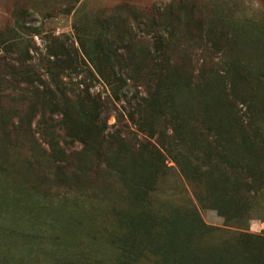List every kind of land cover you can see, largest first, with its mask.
I'll list each match as a JSON object with an SVG mask.
<instances>
[{
    "label": "rangeland",
    "instance_id": "1",
    "mask_svg": "<svg viewBox=\"0 0 264 264\" xmlns=\"http://www.w3.org/2000/svg\"><path fill=\"white\" fill-rule=\"evenodd\" d=\"M262 220L264 0H0V264H264Z\"/></svg>",
    "mask_w": 264,
    "mask_h": 264
},
{
    "label": "trees",
    "instance_id": "2",
    "mask_svg": "<svg viewBox=\"0 0 264 264\" xmlns=\"http://www.w3.org/2000/svg\"><path fill=\"white\" fill-rule=\"evenodd\" d=\"M222 216H223V214H222ZM224 218H226L227 219V216L226 215H224ZM225 219V220H226ZM238 238H241V239H245V240H252V239H255V240H257V242L259 241L260 243V245H263L264 246V237L261 239V237H259V236H252V235H250V234H246V233H239L238 234ZM261 239V240H260Z\"/></svg>",
    "mask_w": 264,
    "mask_h": 264
},
{
    "label": "crops",
    "instance_id": "3",
    "mask_svg": "<svg viewBox=\"0 0 264 264\" xmlns=\"http://www.w3.org/2000/svg\"><path fill=\"white\" fill-rule=\"evenodd\" d=\"M252 222H254V221H252ZM255 223H257V228H258V230H264V220H262V221H256Z\"/></svg>",
    "mask_w": 264,
    "mask_h": 264
}]
</instances>
